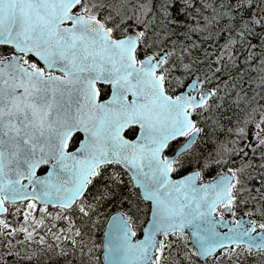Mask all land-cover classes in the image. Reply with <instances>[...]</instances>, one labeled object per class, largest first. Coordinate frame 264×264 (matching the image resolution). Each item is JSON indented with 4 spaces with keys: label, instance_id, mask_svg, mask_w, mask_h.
<instances>
[{
    "label": "snow or ice",
    "instance_id": "obj_1",
    "mask_svg": "<svg viewBox=\"0 0 264 264\" xmlns=\"http://www.w3.org/2000/svg\"><path fill=\"white\" fill-rule=\"evenodd\" d=\"M181 2L0 0V264H73L75 218L95 227L128 186L80 264L97 247L103 264L264 257V98L237 87L257 56L264 85V0ZM49 205L56 245L14 246Z\"/></svg>",
    "mask_w": 264,
    "mask_h": 264
},
{
    "label": "trees",
    "instance_id": "obj_2",
    "mask_svg": "<svg viewBox=\"0 0 264 264\" xmlns=\"http://www.w3.org/2000/svg\"><path fill=\"white\" fill-rule=\"evenodd\" d=\"M129 2H135V0H129ZM196 3H199V0H196ZM182 6L181 0H176V6L173 9L174 14L177 13V10ZM192 11L193 14V19L195 18V11L192 9H189ZM181 18L183 17V14H180ZM187 22V21H186ZM223 41V36L220 38V42ZM237 52L239 51V46L236 47L235 49ZM241 60H243V55L240 57ZM259 61V56L256 57V60H254L252 63L257 64V67L251 69L248 71L247 76L244 78V85L247 87H242L239 83H237V87H241L242 91H245L248 93L249 96L252 95V92L255 90L258 94V97L264 98V85H260L257 83L256 78H258L262 73H261V68L258 65ZM232 75L233 80L236 79L235 73H230ZM222 80L224 77L221 78ZM249 79L253 80V83H249ZM235 95V93H233ZM256 103H264V99H257ZM243 107V105H241ZM235 112L236 109H233ZM123 179L126 181L128 179L127 176H124ZM138 191V189H133L132 187L128 186L125 187V194L127 195L128 199L123 200L119 199L113 202L112 200H109L107 204H111V208H103L105 210L102 211L103 213V219L100 221L95 222V227H92V222L90 221L88 224H84L83 221L79 219V217H76V226H82L83 230L85 231L86 235L85 236H78L76 237L77 239V246H76V253L77 257L76 260L73 261V264H80L79 262V250H80V241L83 240L84 244L86 245L85 251L87 252L88 248H90L93 244L95 245H100L101 243V238L103 237V230L105 227V222L107 216L113 211L118 209L120 206H123L125 208L128 207V202L132 201L135 203V198L133 196V192ZM57 208H48V211H55ZM36 217H41L43 216L45 220L44 225L36 226V225H31L32 227H35L36 229V235L33 237L31 241H26L24 239V234L23 232H18L14 237H9L13 241V245L16 247L23 248L27 250V246L31 244L32 249H40L41 253H46L48 252L47 246L49 244L56 245V241L52 239L53 234L59 232L61 228H67L68 227V222L63 221L62 219L55 218L54 220L49 218L46 214H42L39 209L37 208L35 212L33 213ZM6 218L9 219L10 222H13V226H17L19 224L23 223V219H21L17 214H14L12 212L7 213ZM139 217L137 218V223H139ZM70 235L72 233H69ZM43 236L45 238V244L41 245L39 243V238ZM61 236H63V233H61ZM17 241H20V244H17ZM6 242L5 237L3 235H0V252L4 251L3 245ZM61 243L64 244V246L68 249L67 252V258L72 259V248H71V241H64L61 240ZM56 249L55 247L51 250V253H55ZM49 253V254H51ZM93 257H99L98 260H94L93 264H103L102 263V255H101V248L98 250H93L92 252ZM253 256H249L248 258H251ZM41 259H43V255L41 256ZM85 260H87V257H85ZM23 264V262H22ZM49 264H53V262H49ZM241 264H245L244 261L241 262Z\"/></svg>",
    "mask_w": 264,
    "mask_h": 264
},
{
    "label": "rangeland",
    "instance_id": "obj_3",
    "mask_svg": "<svg viewBox=\"0 0 264 264\" xmlns=\"http://www.w3.org/2000/svg\"><path fill=\"white\" fill-rule=\"evenodd\" d=\"M252 127H253L252 125H249V129H250V130L252 129ZM249 138L251 139V136H249ZM22 207H23V206L20 207V213H19V215H18L21 219H23V211H22ZM104 208H105V209H106V208H109V207H108V204H105ZM105 209H103V210H105ZM58 210H59V209L57 208V210H55V211H51V212H53L54 215H53L52 217H49V218H51V219L54 220V219L56 218V217H55V212L58 211ZM103 210H102V211H103ZM99 221H100V220H99ZM98 249H100V248H99V247L95 248V250H98Z\"/></svg>",
    "mask_w": 264,
    "mask_h": 264
},
{
    "label": "flooded vegetation",
    "instance_id": "obj_4",
    "mask_svg": "<svg viewBox=\"0 0 264 264\" xmlns=\"http://www.w3.org/2000/svg\"><path fill=\"white\" fill-rule=\"evenodd\" d=\"M239 211V210H238ZM227 215V214H226ZM248 261H253V260H255V261H257V264H261V262H264V257H261V256H259V255H257V256H253V257H251V258H248L247 259Z\"/></svg>",
    "mask_w": 264,
    "mask_h": 264
},
{
    "label": "water",
    "instance_id": "obj_5",
    "mask_svg": "<svg viewBox=\"0 0 264 264\" xmlns=\"http://www.w3.org/2000/svg\"><path fill=\"white\" fill-rule=\"evenodd\" d=\"M137 189H138V186H137ZM49 207L56 208L55 205H49ZM114 211H116V210H114ZM114 211H113V212H114ZM111 213H112V212H111ZM111 213L109 214V216L111 215ZM109 216H108V217H109ZM108 217H107V218H108ZM106 221H107V219H106ZM105 223H106V222H105ZM104 232H105V227H104V230H103V236H104ZM103 260H104V257H103V250H102V262H103Z\"/></svg>",
    "mask_w": 264,
    "mask_h": 264
}]
</instances>
